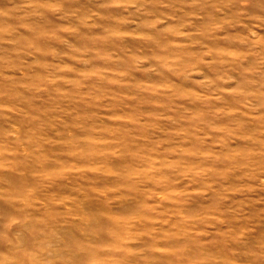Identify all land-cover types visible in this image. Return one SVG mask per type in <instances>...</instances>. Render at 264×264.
Returning a JSON list of instances; mask_svg holds the SVG:
<instances>
[{
  "label": "rangeland",
  "instance_id": "obj_1",
  "mask_svg": "<svg viewBox=\"0 0 264 264\" xmlns=\"http://www.w3.org/2000/svg\"><path fill=\"white\" fill-rule=\"evenodd\" d=\"M0 264H264V0H0Z\"/></svg>",
  "mask_w": 264,
  "mask_h": 264
}]
</instances>
